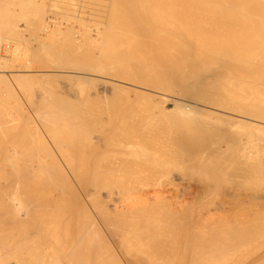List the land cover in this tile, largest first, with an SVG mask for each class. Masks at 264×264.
I'll return each instance as SVG.
<instances>
[{"label": "bare ground", "instance_id": "1", "mask_svg": "<svg viewBox=\"0 0 264 264\" xmlns=\"http://www.w3.org/2000/svg\"><path fill=\"white\" fill-rule=\"evenodd\" d=\"M33 1L0 0L2 23L0 30H6L3 28L12 22L14 15L20 16L18 19H21V15L23 17L24 14L16 13V8L19 6H21L20 11L23 7L26 9L21 11L27 15V17L24 15L22 20L28 17L34 18L32 17L34 13L37 16L39 11L35 12L34 8L38 6L35 5L38 0H35V3ZM44 1L45 3L41 4L42 0L39 3L41 12L46 11V5L45 11L42 8L48 0ZM60 1L63 0L54 2L57 3V7ZM68 1L67 3L64 0L62 8H58H61L65 14L70 12L79 15L81 21L84 18V23L79 26L81 30L78 31L85 34L77 33L72 41V34H75L70 31L73 30H70L69 34L66 32L67 28L64 30L65 28L62 29L61 26L67 37L59 33L62 35V38H59L66 40L58 39L59 42L56 39L59 34L57 36L55 35L57 33L49 31L52 27L56 32L52 26L54 24L50 22L51 19L43 24L41 22L45 20L44 16H39L42 20L39 21L40 18H37V22L35 19L27 21L28 18L27 27L35 25L34 27L40 31L39 28L42 29L44 25L41 31L46 30L48 36L38 34L44 37L39 38L36 36L39 32L34 28L33 39L38 38L42 46L40 47L42 50L36 49L37 52L34 50L36 47H33V52L38 54L36 56H49L47 61L56 63L50 65L51 67L55 65L54 67L59 66V69L64 67L65 70V67L69 66L66 69L80 72V76L77 74L80 79L76 77V81L79 79L78 83L84 85L89 82L95 84V81L93 82L97 79L94 78L95 76L101 81L102 76L120 77L126 73L133 80L144 85L143 87L149 88V91L152 88L159 93L162 91V94L165 92L164 94L169 95V100L174 101L172 103L175 105L169 108L165 96L159 98L160 95L155 92L156 96L158 95L156 97L152 95L153 93L146 92L147 89L144 93V89L139 87L137 88L142 91L138 92L132 87L133 93L135 91L136 101L138 99L142 103L141 99H144V103L140 104L134 101L135 99H128L127 92H130L128 90L130 86L127 83L128 86L126 84L124 86L128 87V91L115 85L118 91L123 90L120 91L121 93L112 85L114 88L112 91L118 92V94L110 92L112 95L110 99L113 102L111 100L109 102V98L106 100L107 97H104V101L103 96L98 92L95 96L90 95L93 92L88 94L92 91L91 87L85 89L87 93L80 89L84 86H81V83L78 84V89L72 84V88L76 87V91L81 90L78 93L81 94L80 96L73 92L76 97H80L79 99L77 97L78 101H76L75 96L71 98L70 93L64 91L65 88L57 89L62 85L60 81L67 75V78L70 76L69 73L65 75L63 72H61L64 74L63 78L56 74L57 72L54 73L59 76L55 77L58 78L57 80L62 78L60 81L56 80L57 84L60 82L59 86L52 84L54 85L52 88H56V91L47 90L46 87H42L43 84H38L40 89L42 87L45 91L41 89V93H37L38 91H34L37 85L33 83H39L41 79L40 83L44 82V85L45 82L53 83L51 77L54 75L49 76L47 73L48 77L45 74L44 79V74L42 77L40 74L37 76V73H35L37 75L33 74L36 72L34 70L29 73L32 68L30 70L31 66L25 64L26 60L24 67L26 70L29 67V71L24 72L28 74L13 72L14 76H10L4 73L5 76H10L9 79L3 76L4 74H0V255H2L0 264H264L263 202L256 203L253 209L250 207L252 210L248 215L247 211L245 212L247 216L241 214L243 211L240 209L241 211H236L241 215L235 213L238 218L230 217L228 215L233 214L229 212L237 208V204L230 201L242 200L246 205L247 202L251 203L249 202L251 196L247 197L244 194L246 197H243L238 192L239 195H234L235 199L226 201L233 196L227 195L229 184L228 186L225 184L226 193L222 192L225 186H216L218 190L222 189L220 192L226 199L221 204V199L218 198L221 194H217L219 195L217 204L224 205L223 211L219 209L220 212H224L221 213L224 216H220V212H214L215 216L207 217L206 212H202L204 215L201 214L202 210H196L202 204L205 206L206 195L213 189L212 184L228 183L227 175L234 174L239 178H249L251 179L248 180L249 182L258 177L264 181V157L262 162L259 159V162L256 161L254 155L252 160L250 156L253 153L250 156L247 154L251 159H246L247 156L243 157L244 154L241 155L237 151L239 147L236 142L238 148L234 150L231 147L235 138L234 133L228 130L231 125L232 127L235 125V132H239L237 129L241 127L237 128L238 124L247 125L248 132L249 128L255 130L260 123H255V127L249 120L254 126L252 128L247 121L248 117L252 118L251 121L262 122L258 130L264 127V0ZM52 5L55 6L53 3ZM13 8L16 10L14 11ZM43 12L40 15H46L48 11ZM74 17H70L69 20L72 21ZM18 19L15 18L14 21L17 22ZM13 22L12 24H15ZM93 23L94 27L91 25ZM11 26L13 25L10 24L7 28H12ZM14 27L13 33L11 29L10 32L7 30L9 35L12 34L11 36L14 35V30L17 34L20 32ZM70 28L76 29L74 26ZM86 31H92L94 36L89 32L87 35ZM1 32V36H9L2 35L6 32L2 34ZM17 34L16 37L19 38ZM16 37L12 38L18 41L20 38L17 40ZM29 38H25V43ZM70 38H72L71 42L68 41ZM28 42L29 44L26 45L27 43L18 41L17 43L20 44L15 46L18 55L16 51L11 58H17L25 51V47L21 44L26 45L27 49L32 42L37 41L28 40ZM27 55L26 53L25 57ZM20 58L23 60L22 56ZM20 58H17L18 61ZM11 61L17 60L11 59ZM21 66H18V69ZM47 79L51 80L47 81ZM64 81L66 82L67 79ZM107 81L106 79L105 82ZM65 82L63 84L68 85L69 81ZM110 82L111 80L109 81L111 86L112 82L111 84ZM132 86L136 87V85ZM17 88L25 93L21 90L19 91L21 95L23 93L27 96L28 100L25 102H29V107L39 111L35 114L36 110L30 112V116L28 110L29 115L25 119V124L23 123L25 127L21 128L20 124L18 126L16 123L21 116L17 119L16 110L12 112L10 109L18 104L10 105L11 100H14L12 98L20 104L21 97H17L16 92L19 90ZM4 89L7 93L10 92L9 95ZM14 89L17 91L15 92ZM71 90L73 89H69L68 92ZM4 92L11 100L4 96ZM122 92L126 93L128 100L120 95ZM120 96L126 103L121 105L122 107L115 108L114 98L120 100ZM8 99L11 101L9 106ZM154 99L157 100V105L154 104ZM21 101L23 103L24 99L22 98ZM120 102L119 104H122L123 100ZM198 104L206 107L215 106L231 114L230 116H236L230 117L227 113L220 115L221 110L218 113L217 110L214 111L215 108L206 109ZM108 105H111L110 108ZM22 107L15 109L19 112L20 109L25 108ZM20 113L25 115L27 112ZM226 114L227 116H223ZM20 122L22 124V120ZM219 125H229V128H226L227 135L230 133L231 135L228 136L233 138H229L231 145L228 146L234 152L225 146H220L225 141L221 136L225 135L226 129H223L224 133L221 134L222 129L219 128L221 136H218L216 128ZM42 129L45 134L47 133L46 136ZM258 133L260 135V131ZM238 134L235 136L236 139ZM43 136L46 138L48 136V140L50 137L51 143L53 138L54 142L47 143ZM260 136L259 141L262 138ZM224 137L227 138L226 135ZM226 141L230 140L226 139ZM241 141L239 139L240 143ZM225 145L227 146L226 143ZM168 162H172L171 166L180 169L173 168V170ZM165 166L166 168L168 166L167 169L169 167L172 169L166 174L174 172L177 174L180 170L184 172L188 169L191 174L203 175L201 180L198 178L203 183L201 186L189 184L185 187L186 190H183L186 194L180 195L193 199L192 203L206 196L205 200H201L202 204L199 201L198 208L189 201L191 205L188 207L190 209H187L191 210L194 205L193 213L191 211L186 214L184 211L187 209H183L185 206L182 207L181 202L177 206L179 201L177 203L176 200L181 197L177 195L179 192L174 193L173 190L170 192L166 184L170 180L165 182L166 178H163ZM184 174L186 175V172ZM234 175L229 178L232 180ZM158 176L163 178L167 187L156 184L157 178L158 182L162 179ZM241 178L240 180L246 183L243 184L251 189V184L248 186L246 182L247 179ZM154 180H156L155 184ZM231 182L229 180L230 185H233L237 179L234 183ZM253 182L252 189L256 188V190L251 193L257 194V186L261 182H258L256 187L253 186ZM21 183L25 186L23 184L22 187ZM146 183L157 187L151 186V189ZM142 184H146L150 189L146 186L145 189ZM238 184H240L239 180ZM243 184L238 185V188L236 184L233 186L237 189L240 186L246 188ZM138 185L145 190L138 192ZM172 188L176 190L175 187ZM233 189L230 188V191ZM218 190L211 193L212 199H216L214 194L218 193ZM171 193L174 195H170ZM260 193L262 192L259 191ZM173 196L176 198L173 199ZM256 197L255 195V200ZM209 198L208 200L211 199ZM214 203L209 201L206 207L208 204L209 207L215 205Z\"/></svg>", "mask_w": 264, "mask_h": 264}, {"label": "rangeland", "instance_id": "2", "mask_svg": "<svg viewBox=\"0 0 264 264\" xmlns=\"http://www.w3.org/2000/svg\"><path fill=\"white\" fill-rule=\"evenodd\" d=\"M36 1H37V0H36ZM36 1L34 0L33 2L35 3ZM55 1H56V0H48V1L46 2V4H44V6H43V8H42V9H44V7H45V5H46V7H45L46 11H45V9H44L45 12H43V10H42V12H43V13H46V12L48 11V12H47L48 14L46 13V15H45V14H41V15H40V13H42L41 10H40L41 7H40V4H39V3L41 2V0H38V1H37L38 3L36 2L37 4L35 3V5H38L37 7H38V8L40 7V8L37 9V7L35 6L36 8H34V9H35L34 11L36 12V10H37V11H39V12H37V14H38L37 16H36L35 13L33 14V16L31 15V16L34 17V18L28 17V18H29V19H28V18H26V17H27V15H25L26 13H24V11L21 12L22 10H26V9H24L25 7H23L21 11H20V9H19L21 6H19V7L17 6L18 8L14 7V8H16L18 11H17L16 9H14V8H13V10H14V11L16 10V13L19 12L18 14H21V13L24 14V15L26 16L25 18L28 19L27 21H31V20L35 19L36 22H37V18H40V17L44 16V17H45V18L43 17V18L45 19L44 21H43L41 18L39 19V21L42 20L41 23L44 24L45 22H48V21L51 19L52 21H54V22H52V21L50 20V22L54 24V25H52V26L54 27V29L56 30V32L53 30L52 27L49 28V31L52 30L51 32H54V34L57 33V34H55V35H57V36H58L59 33H61L62 35L66 36V35L64 34V30H66V28H67L66 32H68V33H69L70 30H73V31H70V33H73V32H74V34H75V35L72 34L73 40H72V38H70V40H68V39H67V40H68L69 42H71V40L74 41V39L76 38V36H77V35L79 34V32H80V31H78V30H81L79 26L81 25V23H84V22H83L84 18H82L83 20L81 21V18L79 19V17H78L79 15H76V14L74 15V13L72 14V13L68 12V13L71 14L72 16H75V17L77 16V17H78V18H75V17H74L75 19L73 18L72 21L69 20L70 17H72V16L70 15V17H69V14L66 13V14H67V15H66L65 12H64L63 10H61V8H62V4L64 3V0H63V1H60V4H58V7H61V8H58V7H57V5H56L57 3H54ZM65 1H67V3L69 2L68 0H65ZM262 1H263V0H262ZM62 2H63V3H62ZM42 3H45V1L42 0L41 4H42ZM52 3L55 4L56 7H55L54 5H52ZM50 5H51V6H50ZM59 5H61V6H59ZM48 6H50V7H48ZM52 7H53V8H52ZM54 7H55L56 9H55ZM52 9H53L54 11H51ZM59 9H60V10H59ZM34 11H31V12L33 13ZM49 11H50V12H49ZM56 11H58V12H56ZM31 12H30V14H31ZM55 12H56V13H55ZM59 12H60V13H59ZM66 12H67V11H66ZM57 13H58V16H56ZM27 14H29V13H27ZM30 14H29V15H30ZM59 14H60V15L63 14L62 17L65 18V19H63ZM24 15H23V17H24ZM65 15H66V16H65ZM16 16H17V15H14V17L16 18V20H17L18 18H20V16H19V17H18V16L16 17ZM39 16H40V17H39ZM23 17H22V15H21V19H18L17 22L14 21V20H15V18H14V19L12 20V22L14 21L13 23H15V24H12V22L10 23L11 25H13V26H11L12 28L15 26L14 29L17 28L16 31H17V32L20 31L19 34H17V33L15 32V30H14V35H13V36L16 37V34H17V36H19V38H20V39H19L18 37H16L17 40L19 39L18 41H20L21 43L24 42L23 44H26V43H27L26 45L29 44L28 40H29L30 42L33 41V40H34L35 42H36V41L38 42V40H39L38 38H37V39H33V38H35V35H34V37H33V34H34V28H36V27H34L35 25L31 26L30 28L27 27V24H26L27 21H26V19H25V20H22V19H24ZM12 18H13V17H12ZM30 19H31V20H30ZM53 19H54V20H53ZM55 19H56V20H55ZM58 19H59V21H61L62 23L59 22V21H57ZM66 19H67V20H66ZM76 19H77V21L80 20L81 22H80V21H78L79 23H78V22H75ZM62 20H63L64 22H63ZM68 20H69V21H68ZM85 20H86V19H85ZM24 21H25V22H24ZM55 21H56V22H55ZM65 21H66V22H65ZM70 21H71V22H70ZM73 21H74V22H73ZM91 21H92V20H91ZM57 22H59V23H57ZM0 23H1V22H0ZM41 23L39 22L38 24H40V26L42 27V24H41ZM67 23H68V24H67ZM69 23H70L71 25H70ZM86 23L88 24V23H90V22H86ZM91 23H92V22H91ZM1 24H2V23H1ZM10 24H8V25L10 26ZM25 24H26V26H25ZM55 24H56L57 26H56ZM58 24H59V25H58ZM60 24H61V25H60ZM8 25H7V27H8ZM68 25H70V26H72V27L74 26V28H76V29L74 30L73 28H70V26H68ZM91 25H92V27H94V26H93L94 23L91 24ZM2 26H3V25H2ZM61 26H62V29H64V28H65V29L62 30V29L60 28ZM64 26H65V27H64ZM75 26H76V27H75ZM0 27H1V25H0ZM7 27L5 26V27L3 28L4 30L6 29L5 31H3L2 29L0 30V32L3 31V32H1V34L6 32V34H2V35H7V34H8V33H7V30H8V32H10V29H11V32L13 33L12 28H10V27L7 28ZM25 27H26V28H25ZM37 27L39 28L38 25H37ZM55 27H56L57 29H56ZM68 27H69L70 29H69ZM77 27H78V28H77ZM43 28H44V25H43ZM43 28H42V29L39 28L40 31H38L37 28H36V30H35V31L39 32V33L36 32V33H37L36 36H38L39 38H44V37H40L39 35H45V36H46V32H45L46 30H45V31H41V30H43ZM19 29H20V30H19ZM60 29H61V30H60ZM68 29H69V30H68ZM57 30H58V31H57ZM76 30H77V31H76ZM24 32H25V33H24ZM43 32H44V33H43ZM66 32H65V33H66ZM88 32H89L92 36H94V33H93L92 31H86L87 35H88ZM91 32H92V33H91ZM15 33H16V34H15ZM20 33H22L21 35H22L23 38L20 37ZM32 33H33V34H32ZM41 33H43V34H41ZM70 33H69V34H70ZM77 33H78V34H77ZM80 33H84V34H85V32H80ZM9 34H10V33H9ZM9 34H8V35H9ZM23 34H24V36H23ZM29 34H30V35H29ZM31 34H32V35H31ZM38 34H39V35H38ZM61 34H59L58 38H56L57 40H58V39L60 40V39L62 38V35H61ZM90 34H89V35H90ZM11 35H12V34H11ZM11 35H9L8 37L1 36V35H0V36H1V37H0V41H2V42L0 43V56H1V57H0V60L2 59V61H0V63H1V65H0V74L2 75V74L5 73V74H9L10 76H14V73H13V72H16L17 74L25 73V72H28V71H29V67H28V66H31V67H30V70H31V68H32V70L29 71V73H32L33 70H34V71H36V72H33V74L37 73L38 75L35 74V75H37V76H40V75H41V77H42V75L44 74V75H43V76H44V77H43L44 79H45V76L47 75V73H48L49 76H50L51 74H53L54 76H53V75H52V76L54 77V79H53V77H51L52 80H54L53 83H52V81H51V83L48 82V84H49V83L51 84L50 87H49L50 84L48 85L46 82H45V85H44V82H41V83H40V81H42V79L39 81V83H38V82L33 83V85L35 84V85L39 86V88H37V86H35L36 88L33 86V87H34V91H35V92L38 91L37 93H39V92L41 93V89L45 91V89L42 88V87L44 86V88L46 87L47 90L49 89V90H52V91H56L57 89H58V90H63V89L65 88L64 91L66 90L65 92H67L68 94H69V93L71 94V93L74 92L76 95L80 96L81 94L79 95L78 93H80L81 90L84 91L86 88H89V89H90V87H91V90H92L91 92L88 93V92L86 91L87 89L85 90V92H87L88 94H90V93L93 92V94H90V95H92V96H95L96 93L98 92V94H99L100 96H103V98H104V97H107L106 100L109 98L108 100H109V102H110V100H111L110 97L112 96L110 92L112 91V89H114V88H112V85H113V87H116V86H117V87H120V88L122 87L125 91L130 90V92H127V93H128L127 96H128V99H132V100H134V99L136 98V96H135L136 93H135V91H134V93H133V89H132V87H133L134 89L136 88V91H138V92L142 91V90H140V89H142V88L144 89L143 92L147 89L146 87H143L144 85H141L140 83L136 82V81L133 80L128 74L125 73V74H123V75L120 76V77H119V76H108V77H107V76H104V77L102 76L101 78H103V80H105V81H106V79H107V80H108L107 82H105V81H103V80L100 81V79H99V81H98V80H97L98 77H96V76H95L94 78H97V79H94V80H93V82L95 81V82H94L95 84H92V82H89V83H87L86 85H84L83 83L80 82V83L82 84L81 86H83V85H84V86H83V87L80 86L81 88H80V87H79V88H80L81 90L79 89V90H78L79 92H78V91L75 90V88L77 87L76 89H78V86H79L78 84H80V83H78V82H79V79H80V78H79V76H80V75H79L80 72L75 71V70H72V69H66V68H68L69 66L65 67V70H63L64 67H63V68L60 67V69H59V66H58V67L56 68V67H54V66L56 65V63H54V62L52 63L51 61H47V60H48L47 57L49 58V56H46V57H42V55L36 56V55H38V54H36V52L42 48V46L40 45L39 42H38V43H37V42H36V43H33V42H32L33 44L31 43L30 46H29L30 49H28L29 47L26 49L27 46L21 44L22 46L25 47V51L23 52L24 54L22 53L23 55L20 54L18 57L20 58V57L22 56V57H23V60H22V58H20L19 61H18V59H17L18 57H17V58H16V57H15V58H11V57H13L16 53H17V55H18V51H17V50H16L17 52L15 51V48H17V47H15V46H18V44H20V43H17L18 41H16L15 38H12L13 36H11ZM67 35H68V34H67ZM29 36H30V38H32V40L29 38ZM31 36H32V37H31ZM64 36H63V38H66V37H67V36H66V37H64ZM2 37H3V38H2ZM24 37H25V38H29L28 40L26 39V40H27L26 43H25V38H24ZM46 37H48V36H46ZM59 37H61V38H59ZM70 37H71V36H70ZM86 37H87V36H86ZM1 38H2V39H1ZM21 38H22V40H21ZM3 39H4L5 41H4ZM9 39H10V40H9ZM23 39H24V40H23ZM52 39H53V38H52ZM56 39H53V40L56 41ZM86 39H87V38H86ZM6 40H7V41H6ZM13 40H14V41H13ZM59 40H58V41H59ZM61 40H64V39H61ZM64 41H66V40H64ZM68 41H67V42H68ZM14 42H15V43H14ZM59 42H60V41H59ZM61 42H62V41H61ZM10 44H11V46H10ZM33 45H34V46H33ZM39 45H40V46H39ZM4 46H6V47H4ZM38 46H39V47H38ZM13 47H14V48H13ZM24 47H23V50H24ZM33 47H36V48L34 49L35 51H36V49H37L36 52H33ZM37 47H38L39 49H38ZM40 47H41V48H40ZM8 48H9V52H8ZM10 48H12V49L10 50ZM31 48H32V50H31ZM13 49H14V50H13ZM12 50H13L14 52H12ZM41 50H42V49H41ZM5 51H7V53H6ZM15 52H16V53H15ZM25 52L28 54L26 57H25V55H26ZM9 53H10V54H9ZM29 53H30V54H29ZM33 53H35V55H34ZM3 54H4V55H3ZM5 54H6V55H5ZM12 55H13V56H12ZM31 56H33L34 58H32ZM29 57H30V58H29ZM36 57H37V58H36ZM5 58H6V59H5ZM7 58H9V59H7ZM10 58L13 59V60H17V61H11ZM31 58H32V59H31ZM44 58H46V60H45ZM4 60H6V61H4ZM25 60H26V63H25V64L28 63V64H27L28 66L26 65V67H28L27 70H26V68L24 67V66H25V64H24ZM49 60H50V59H49ZM9 61H10V62H9ZM27 61H28V62H27ZM45 61H46V62H45ZM18 62H19V63H18ZM20 62H23V63L20 64ZM4 63H5V65H3ZM47 63H48V64H47ZM50 63H51V64H50ZM22 64H23V65H22ZM52 64H55V65H53V66L51 67L50 65H52ZM15 65H16V66H15ZM21 65H22V66H21ZM3 66H4V67L6 66V68H3ZM14 66H15V67H14ZM18 66H21V67H19L20 69H18ZM21 68H22L23 70H22ZM4 69H5V70H4ZM58 69H59L60 71H59ZM61 69H62V70H61ZM1 70H2V71H1ZM17 70H18V71H17ZM46 70H47V71H46ZM53 70H54V72H53ZM66 70H67V71H66ZM71 70H72V71H71ZM3 71H4V72H3ZM24 71H25V72H24ZM39 71H40V72H39ZM45 71H46V73H45ZM50 71H51V72H50ZM58 71H59L60 73H59ZM69 71H70V72H69ZM73 71H74V72H73ZM1 72H2V73H1ZM9 72H10V73H9ZM42 72H43V73H42ZM49 72H50V73H49ZM52 72H53V73H52ZM55 72H57L56 74H58L59 76L61 75L60 77H62V78H63V76H64L65 73H66V74L69 73V74H70L69 78H67L68 75L65 77V78L67 79V81H69V82L66 81V82L68 83L69 86H68L67 84H63V83L65 82L64 80H66L65 78H63V80H62V78H60V80H62V81L57 80L58 78H55V77H56V76L59 77V76L56 75V74H54ZM61 72H63L64 74H62ZM76 72H77V73H76ZM16 73H15V75H17ZM74 73H76V74H74ZM5 74H4L3 76H5ZM11 74H13V75H11ZM25 74H28V73H25ZM39 74H40V75H39ZM45 74H46V75H45ZM66 74H65V75H66ZM77 74H78L79 76H78ZM30 75H31V74H30ZM48 75H47V77H48ZM74 75H75V77H73ZM10 76H9V77H10ZM5 77L9 79V77H7V76H5ZM47 77H46V78H47ZM76 77L79 78V79H77V81H76ZM49 78H50V77H49ZM70 78H71V80H70ZM92 78H93V77H92ZM99 78H100V77H99ZM104 78H105V79H104ZM73 79H74V80H73ZM50 80H51V79H47V81H50ZM56 80L62 82V85H63V86L59 84L60 82L57 84V81H56ZM110 80H111V82H112V84H111V82H110L111 86L109 85V81H110ZM112 80H113V81H112ZM114 80H116L117 82L114 81ZM43 81H46V80H43ZM70 81H71L72 83H71ZM80 81H81V80H80ZM66 82H65V83H66ZM73 82H74V83H73ZM76 82H77V84H76ZM98 82H99V83H98ZM104 82H105V83H104ZM121 82H124V83H121ZM36 83H37V84H36ZM70 83H71V84H70ZM90 83H91V84H90ZM119 83H120V84H119ZM126 83L130 86L129 89H128V87H127L128 85H127ZM129 83H130V84H129ZM38 84H41V85L43 84L42 87H41V89H40V85H38ZM46 84H47V85H46ZM52 84H54V85L57 84L56 87L59 86V85H60L61 87L59 86V87H57V89H56V88H52V87H54V85L52 86ZM72 84H75L76 87H75V88H72V87H73ZM105 84H106V85H105ZM125 84H126L127 86H124ZM13 85H15V84H13ZM66 85H67V86H66ZM71 85H72V86H71ZM89 85H90V86H89ZM91 85H92V86L95 85V86H93V88H92ZM115 85H116V86H115ZM122 85H123V86H122ZM132 85H136V87H134V86H132ZM30 86H31V85H30ZM64 86L69 87V89H73V90H71V92H68L69 89L67 88V89H68V90H67L66 87H64ZM87 86H89V87H87ZM14 87L16 88V86H14ZM96 87H97V91H95V88H96ZM117 87H116V90L118 91V88H117ZM124 87H126V89H125ZM137 87H139L140 89L137 88ZM31 88H32V86H31ZM59 88H62V89H59ZM83 88H84V89H83ZM120 88H119V89H120ZM17 89H19V90L17 91V90L14 89L15 92L17 91V92H16V94L18 95L17 97H18V98L21 97V100H22V98L24 99L23 103H22V101H21L20 99H18V100H20V104L22 103V105L19 104V101L16 102V101H15V100H16L15 98H12V99H14V100H11V99L7 96V95H9L10 92L7 93V92H6V91H7L6 89H4V91L6 92L7 95H5V92H4V96H6V98H9V99L12 101V102H11V101L8 99V100H9V101H8V106H9V103H10V102H11L10 105H12V104H13V105H14V104L16 105V104L18 103L16 106H13V105H12L13 107H12V108L10 107V109H12V110H11L12 112L16 110V111H15L16 114H15V112H14V114L16 115V118H17V119H19V116L22 117V118L20 117V119L16 121L17 125L20 124V128H21V127H23V126L25 127V125H24L25 123H24V122H25V119H26V118L28 117V115H29V114H28V110H30V111H29V113H30V112H32V111H34V110H36V109H35V108L33 109V108H30V107H29V104H28L29 102H25V101L28 100V99H26L27 96L24 95L25 93L23 92L22 89H21L22 91L20 90V88H17ZM127 89H128V90H127ZM137 89H139V90H137ZM39 90H40V91H39ZM47 90H46V91H47ZM74 90H75L77 93H76ZM116 90H115V92H114V90L112 91V92H114L113 94H115V93L117 92ZM19 91H21V92L24 93V94L22 93L23 97H22V95L20 94L21 92H19ZM94 91H95V92H94ZM120 91H123V90L121 89V90H119L118 92L121 93ZM148 91H149V88L146 90V92H148ZM151 91H153V92H151ZM18 92H19V93H18ZM42 92H43V91H42ZM118 92H117V94H118ZM149 92H150V94L153 93L152 95H155V96H156V93L158 92V90L156 91V90H154V89L151 88V90H150ZM155 92H156V93H155ZM74 93H73L72 95L69 94V96H71V98H73V96H75ZM94 93H95V94H94ZM106 93H107V94H106ZM144 93H145V92H144ZM160 93L162 94V91H160ZM160 93H159V92L157 93L158 95H160L159 98H161V96H162V97L165 96V98H166L167 101L169 102V103L167 102V106H168L169 108H171V107L173 108V106L175 105V103H172V102H174V101H170V100H169L170 96L167 95V94H164L165 92H163L162 95H161ZM19 94H20V95H19ZM117 94H116V95H117ZM122 94H124V93L122 92ZM122 94H120L122 97H125V98L127 97V96H126V93L124 94L125 96L122 95ZM148 94H149V93H148ZM158 95H157V96H158ZM19 96H20V97H19ZM69 96H68V97H69ZM78 96H77V97H78ZM113 96H115V95H113ZM121 96H120V100H119V99H118V100H119V102H120V101L122 102V100H123L122 104H119L118 100H116L117 97L114 98L115 101H116V104H115V103H112L113 101L111 100V101H112L111 103H112V104H115V108H117V107H119V106H121V105L123 106V104L126 103V102L124 103L125 100H124V98L122 99ZM157 96H156V97H157ZM168 96H169V98H168ZM177 96H178V95H177ZM65 97H67V96H65ZM77 97H76V96L74 97V99H76V101H78V99L80 98V97H78V99H77ZM118 97H119V96H118ZM131 97H132V98H131ZM69 98H70V97H69ZM71 98H70V99H71ZM165 98H164V99H165ZM67 99H68V98H67ZM74 99H73V101L75 102ZM114 99H113V100H114ZM128 99L126 98V100H128ZM154 100H155V101H154ZM154 100H153L154 104L157 105V102H156L157 100H156V99H154ZM13 101H15V103H13ZM70 101H72V100H70ZM104 101H105V98H104ZM134 101H136V99H135ZM137 101L139 102L138 99H137ZM137 101H136V102H137ZM143 101H144V99H143V100L141 99V102H142V103H140V102H139V103H140V104H143V103H144ZM165 101H166V100H165ZM195 101H197V100H195ZM107 102H108V101H107ZM109 102H108V104H110ZM121 102H120V103H121ZM158 103H159V102H158ZM105 104H107V103H105ZM117 104H118V106H117ZM19 105H20V106H19ZM27 105H28V106H27ZM172 105H173V106H172ZM8 106H7V108H8V110H10ZM18 106H19V107H18ZM22 106L25 107V108H27V109L25 110V108H23ZM108 106H109V108H110L111 105H108ZM122 106H121V107H122ZM198 106H200V105L198 104ZM201 106H203V105H201ZM201 106H200V107H201ZM209 106H210V105H209ZM209 106H207L208 108H207L206 106H203L202 108H206V109L212 108V110L215 108L214 111L217 110L218 113H219V111L221 110V112L219 113L220 115H221V113H222V114L227 113V112H225L224 110L219 109V108H217V107H215V106H210V107H209ZM16 107H17V109H19V108L22 107L24 110H23V109H22V110L20 109L19 112H17V109H15ZM28 107H29V108H28ZM7 108H6V109H7ZM111 108H112V107H111ZM216 108H217V109H216ZM21 111H23V112H24V111L27 112V113H25L26 117H24L25 115H24L23 113H20ZM111 111H112V110H111ZM222 111H223V112H222ZM35 112H39V111H38V110L34 111V114H35ZM18 114H20V115H18ZM37 114H38V113H37ZM37 114H36V115H37ZM227 114H228V116L231 115V114H229V113H227ZM227 114H226V115H223V116H227ZM17 115H18V116H17ZM22 115H24V116H22ZM38 115H39V114H38ZM30 116H31V113H30ZM235 116H236V115H234V116H230V117H235ZM23 117H24V119H23ZM238 118H239V117H238ZM240 118L243 119L244 117H240ZM244 119H247V118H244ZM251 119H252V118H251ZM251 119H250V117H248L247 121L249 122V120H250V122H251L252 125H254V126H255V123H256V124H258V123L262 124V122H258L257 120H255V121H251ZM21 120H22V124H21V122H20ZM253 120H254V119H253ZM18 121H19V123H18ZM244 121H245V120H244ZM247 121H246V124H248ZM250 122H249V124H250V126H252ZM23 123H24V124H23ZM253 123H254V124H253ZM249 124H248V125H249ZM260 124H258V127H259V128H260ZM263 124H264V122H263ZM238 125H239V126H238ZM238 125H237V128H238V127H241V128H240L241 131H240V129H237V131H239V132H235V131H236V129H235L236 126H235V125H233V127H232V125H231L230 129H228V128H229V125H228V126H227V125H221V126L219 125L218 128H216V130H218L219 128H221V129H222V130H221L222 133L219 131L220 129L218 130V133L220 132L221 134H223V133H224L223 129L225 130V129L228 127L227 129L229 130V132H230V133H231V132L234 133L233 136H234L235 139H236L235 136H237V133H239V134H238V138H237L238 141H237V139H236V140H235V139L232 140V144L235 145V142H236V144L238 145L239 150H237V149H236V150L239 152V154H241V155L244 154L243 157H246V156H247L246 159H248V158L251 159V158H252V160H253V155H254V159L257 158V159H255L256 161H258V159H259V161L262 162V160H263L262 157H264V154H263V153H264V148H263V147H264V145H263L264 143H260V144H259V142H263V141H264V138L262 137V134L264 133V127H262L263 131L261 132L262 129H261V130H260V129L258 130V129H257L258 127L255 126V127H256L255 130L257 129V131L255 132V133H256V135H255V133H253V131H255L254 128H253L254 126H252L253 130H252L251 128H249V126H248V128H249V132H248L247 125H246V126L243 125V124H242L243 126L240 125V124H238ZM18 126H19V125H18ZM234 126H235V127H234ZM261 126H263V125H261ZM224 127H225V128H224ZM243 127H244V128H243ZM245 128H246V129H245ZM227 129H226V133H224V134L227 136V138L224 137L225 135L221 136L220 133L218 134V136H221V138H224V140H225V141H223L224 143H222V144L220 143V144H221L220 146H221V147L225 146V148L227 147V149H231V148H229V146L231 145V139L233 138V136H231V137L228 136V135H231L230 133L227 135V132H228ZM232 129H233V130H232ZM42 130H43V129H42ZM243 130H247V131H246L247 133L244 132ZM251 130H252V131H251ZM45 131H46V130H45ZM258 131H260V135H261V136L259 135ZM250 132H252V133L250 134ZM43 133H44V135L46 136L47 133L45 134L44 130H43ZM242 133H243L244 135H243ZM261 133H262V134H261ZM48 134H49V133H48ZM249 134H250V135H249ZM42 135H43V134H42ZM239 135H240V136H239ZM245 135H247V136H245ZM248 135H249V136H248ZM48 136H50V135H48ZM48 136H47V138L44 137V136H43L44 138H43V137H42V138L44 139V141H46V142L48 141L47 143L52 144V143L54 142V140H53V138H51L52 141H53V142L51 143V140H50V137H51V136H50V137H49L50 142H49V140H48ZM243 136L248 137V138H245V137H244V138H245V139H244ZM251 136H252V139H251ZM253 136H254V137H253ZM259 136L262 137L263 140H262V138H261L260 141H259V138H258ZM263 136H264V134H263ZM45 138H46V139H45ZM225 138L228 139V140H230V141H229V142L226 141ZM229 138H231V139H229ZM239 139H240V141L242 140L241 143L239 142ZM243 139H244V140H243ZM249 139H251V140H249ZM254 139H256V140H254ZM261 140H262V141H261ZM257 141H258V142H257ZM55 142H56V141H55ZM227 142H228L229 144H228ZM238 142H239V143H238ZM250 142H251V144H250ZM254 142H255L256 144H255ZM225 143L227 144V146L225 145ZM242 143H244V145H243ZM246 143H247V145H246ZM253 143H254V144H253ZM239 144H240V145H239ZM48 145H49V144H48ZM54 145H55V144H54ZM54 145H51V146L53 147ZM228 145H229V146H228ZM234 145H231V147L235 150V148H238V147H236L237 145H235V146H234ZM250 145H251V146H250ZM257 145H258V147H257ZM233 146H234V147H233ZM245 146H246V147H245ZM253 146H255L257 150H256L255 147H253ZM54 147H55V146H54ZM54 147H53V148H54ZM243 147H244V148H243ZM251 147H252V148H251ZM261 147H262V148H261ZM225 148H224V149H225ZM248 148H249L250 150H249ZM253 148H254V149H253ZM248 150H249V153H248ZM231 151H233V150L231 149ZM237 151H236V152H237ZM241 151H242V152H241ZM246 151H247V152H246ZM253 151H255V152H253ZM256 151H258L259 153L257 152V154H256ZM233 152H234V151H233ZM238 152H237V154H238ZM240 152H241V153H240ZM252 153H253V154H252ZM245 154H246V155H245ZM247 154H249V156L252 154V155L250 156L251 158L248 157ZM258 154H259V155H258ZM256 155H257V156H256ZM259 161H258V162H259ZM263 161H264V160H263ZM171 163H172V162H170V163L168 162L167 164H169V166H171V165H170ZM167 164H166V165H167ZM174 166H175V165H174ZM167 168H168V166H167ZM167 168H166V166H165V171H164L165 174H163V175H165V177L163 176V178H164V179H165V178L167 179V180L165 179V182L170 180V182H169V183L167 182L166 184H167V186L169 187L170 192H171L172 190H173L172 192H174V193H175V192H179V194L176 193V194L178 195V197H179L180 195L182 196L183 194H186V191H183V190H184V189L186 190L185 187H188L189 184H190V185H196V186H201V185L203 184V183L200 181L201 178H202L201 176H203V175H199V174H198V175H199V176H198V175H196V174H191V172H189L190 170L185 169L184 172H180V171H181V170H180L179 172H177V174L174 172L176 175H175L174 173H173V174L170 173V174H172V175H170V174L168 173L169 176L172 177V178H170L169 176H166V175H168V174H166V172L171 171L173 168H175V170H177L178 168L176 169V167H173V165L171 166L172 169H171L170 167H169V169H167ZM163 169H164V166H163ZM179 169H180V168H179ZM179 169H178V170H179ZM173 170H174V169H173ZM185 172H186V175H189V176H191V177L194 176V177L190 178L189 176H186V175L184 174ZM187 172H189L190 174L187 173ZM182 173H183V174H182ZM181 175H183V177H182ZM195 175H196V176H195ZM222 175H223V174H222ZM225 175H227V174H225ZM232 175H234V174H232ZM232 175H230V176L227 175L228 177L226 178V180L228 181V183H225V182H224V184H223V183L215 184V185L212 184L213 186H212V185H211V186H212L213 189H212L211 192H209V193L206 195L207 198H206V196H205V197H203V198L201 197L200 200L198 199V200L200 201V203H201L203 200H205L204 198H206V200H205V206L201 203L203 206L200 205V207H199V206H198V205H199V201H198V200H197L198 202H193V203H192L191 201H193V199H188L186 196H183V197L180 196V197L183 198V199H185L187 202H186L185 200L181 199V198H177L178 200H176V202L178 203V201H179V203L177 204V206H179L181 203H183V206H182V207L185 206V208H183V209H187V208L189 207V205H191V204L189 203V201H190L192 204L196 205V208L199 207L198 209H196L197 211H201V210H202V211H201V214H204V213L206 212L207 214H206V215L204 214V215L207 216V217H208L209 215L215 216V215H214L215 213L220 212V211H219L220 208L222 209L221 211L224 210V209L222 208L224 205L222 206L221 204H223L224 201H225L226 199L224 198V194H222V192H223V193H226V190H227V188H228V190H227V195H230V196H233V197L227 198V199H229V200H226V201H230V199H231V200H232V199H235L234 195H239L238 192L241 193L240 196H241V195H242L243 197H246V196L249 197V196H251V197H249V198H251V200H253V202H252L251 200L249 201V202H251L252 204L247 202L246 205H245V203L242 202V200H239V201H241V202H238V201H236V200H232V201H230V202H233V201H234V203L237 204V206H236L237 208L235 207L236 209H233L231 212H229V213H231V214H233V215H230V214H229L228 216H230V217L232 216V217L238 218L239 216L237 217L236 215H238V213L240 214V212H238V211H236V210H239V211L242 210L243 213L241 212V214H245V216H247L248 213L250 212V210H252L253 208H255L257 204L262 203V202L264 203V197H263V196H264V194H263V193H264V192H263L264 181L261 180L262 178H260V177L257 178L258 180L253 178V181L255 180L254 182L252 181L254 187H256L255 185H258V182H261V183H259L261 186H260V185L257 186V192H258V193H257V194L254 193V194H253V193H251V192L255 191L256 188H255V189L253 188L254 190L252 189V182H249V181H251V179L249 180V178L247 179V178L242 177V178H244L245 180L247 179L246 182H247L248 186L251 184L250 186H251L252 191L249 192V190H251V189L245 185V184H246L245 182H243V181L240 180L241 177L239 178V176L234 175L233 179L231 180L229 177H232ZM173 176H174V177H173ZM158 177L162 178L161 176H158ZM185 177H186V178H185ZM188 177H189V178H188ZM225 177H226V176H224V178H225ZM235 177H237V178H235ZM163 178H162V179H159V182H158V178H157V183H156V180H154L155 182L153 181V183H154V184L156 183L157 185H158V183H159L158 186L161 185V187H162V185H163V186L165 185V187H167L166 184H165V182H164V180H163ZM198 178H200V180H199ZM205 178H206V176H205ZM228 178H229L230 182L233 181V183H234V181H236V179H237V182H238V180H239V181H240V184H238V185H241V183H242V184L245 183V184H243V185H245L246 188H243L244 186H242V187L240 186L239 189H237V188H238L237 182H235V183L233 184V185L236 184L235 186H237V188H235V186L230 185ZM242 178H241V179H242ZM168 179H169V180H168ZM203 179H204V178H203ZM203 179H202V180H203ZM222 179H223V176H222ZM234 179H235V180H234ZM259 179H260L261 181H259ZM160 180H161L162 182H164V183H162ZM189 180H190V181H189ZM226 180H225V181H226ZM242 180H243V179H242ZM245 180H244V181H245ZM248 180H249V181H248ZM199 181H200V182H199ZM227 181H226V182H227ZM262 181H263V182H262ZM160 182H161V183H160ZM151 183H152V182H151ZM151 183H146V184H149V185H147V186H150V188H151V186H152V188H153L154 186L157 187V185H154V184H153V185H150ZM191 183H192V184H191ZM255 183H256V184H255ZM23 184H24V183H21L20 185L22 186ZM146 184H142V186L145 187ZM168 184L172 185V187H175L176 190L174 191V188L170 187V185H168ZM222 184H223V185H222ZM225 184H227V186H228V184H229V186H231V187H229V186L227 187ZM231 184H232V182H231ZM140 185H141V184H140ZM140 185H138V190H139L138 192H143V191H144L145 189H147V188L150 189V188L147 187V186H146L147 188L145 187V189H144V188L141 189V188H140V187H141ZM217 185H219V186H225V189L221 187L223 190L220 189V190H222V192H220V190H218L217 187H216ZM24 186H25V184H24ZM24 186H22V187H24ZM139 186H140V187H139ZM214 186H215V187H214ZM219 186H218V188H219ZM226 187H227V188H226ZM232 187H233L234 189H233V191H230V188H232ZM152 188H151V189H152ZM170 188H172V189H170ZM242 188H243V189H242ZM247 188H248V189H247ZM260 188H262V189H260ZM167 189H168V188H167ZM235 189H237V191H236ZM177 190H178V191H177ZM214 190H216L215 192H217V190L219 191L218 193L214 194L215 197H216V199L213 198V199L216 201L215 203H214V200L212 199L213 196H212V197L210 196V195H212V194L214 193ZM224 190H225V191H224ZM231 190H232V189H231ZM234 190H235V191H234ZM238 190H239V191H238ZM240 190H241V191H240ZM242 190H243V191H242ZM261 190H262V191H261ZM246 191H247V193H246ZM259 191L262 192V193L259 194ZM174 193H171L170 195H174ZM211 193H212V194H211ZM235 193H236V194H235ZM250 193H251V194H250ZM217 194H219V195L221 194V195L219 196V195H217ZM244 194H245L246 196H245ZM177 195H176V196H177ZM253 195H254V196H253ZM255 195L257 196V197H256V200H255ZM261 195H262V196H261ZM217 196H219L218 198L221 199V201H220L221 204L219 203V205L217 204V202H219V199L217 200ZM222 196H223L224 199L222 198ZM208 197H210L213 201H212L210 198H209L210 200H208ZM262 197H263V198H262ZM174 198H176V197L173 196V199H174ZM186 198H187L188 200H187ZM260 198H261V200H260ZM195 199H196V198H194V201H196ZM222 199H223V201H222ZM257 199H258V200H257ZM201 200H202V201H201ZM209 201H210V203H214V204L217 205V206H215V205H211V204H210L211 206L209 207V204H208V207H209V208L206 207V204H207V202L209 203ZM235 201H236V202H235ZM257 201H258V202H257ZM180 202H181V203H180ZM186 203H187V204H186ZM203 203H204V202H203ZM253 203H255V204H253ZM256 203H257V204H256ZM184 204H186V205H188V206H186V205H184ZM239 204H240V205H239ZM241 204H243V205L241 206ZM194 205H192V207L190 206V207H191V210L188 211V209H190V208H188V209L185 210L184 212H186V214H189V213H191V211H192V213H193V212L195 211V209H194V211L192 210ZM220 205H221V206H220ZM250 205H251V206H250ZM253 205H255V206H253ZM175 206H176V204H175ZM177 206H176V207H177ZM197 206H198V207H197ZM213 206H214V207H213ZM218 206H220V207H218ZM244 206H245V207H244ZM247 206H248V208H249V211H248ZM215 207H218V208H215ZM233 207H234V206H233ZM233 207H232V208H233ZM250 207H251L252 209H251ZM263 207H264V206H263ZM263 207H262V212H264V208H263ZM204 208H205V209H204ZM213 208H214V211H213ZM181 209H182V208H181ZM208 209H209V210H208ZM211 209H212V210H211ZM240 209H241V210H240ZM246 209H247V210H246ZM210 210L212 211L211 214H210ZM216 210H217V211H216ZM244 210H245V211H244ZM187 211H188V212H187ZM203 211H204V213H202ZM233 211H234V213H233ZM246 211H247V215H246V213H245ZM214 212H215V213H214ZM251 212H252V211H251ZM213 213H214V214H213ZM221 213H224V212H220V216H224V214L221 215ZM235 213H236V215H235ZM241 214H240V215H241ZM245 216H242V217H245ZM216 217H217V214H216ZM242 217H240V218H242ZM0 251H1V249H0ZM1 256H2V255H0V257H1Z\"/></svg>", "mask_w": 264, "mask_h": 264}]
</instances>
